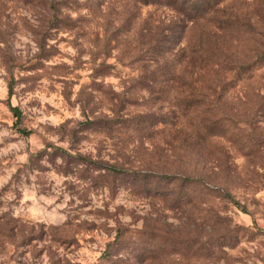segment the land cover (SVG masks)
Masks as SVG:
<instances>
[{"label":"rangeland","instance_id":"rangeland-1","mask_svg":"<svg viewBox=\"0 0 264 264\" xmlns=\"http://www.w3.org/2000/svg\"><path fill=\"white\" fill-rule=\"evenodd\" d=\"M162 2L0 0V264H264V0Z\"/></svg>","mask_w":264,"mask_h":264},{"label":"trees","instance_id":"trees-1","mask_svg":"<svg viewBox=\"0 0 264 264\" xmlns=\"http://www.w3.org/2000/svg\"><path fill=\"white\" fill-rule=\"evenodd\" d=\"M137 2H141L143 4H155L159 3L162 0H135ZM226 0H163V4H166L168 6H171L173 9H175L182 17L183 22L188 21H197V20H204L208 18V20L214 21V23H217V25L220 27L225 26L226 22L228 21V18L221 19V15L224 14V17L226 16L227 9L226 7H222L223 3ZM222 7V8H221ZM199 53V51H197ZM261 59V55L258 57L257 60ZM247 68V67H246ZM241 69H245L244 67ZM12 95V88L9 85L8 87V96L10 97ZM11 112L13 117L15 118V126L20 124L21 121V112L16 107H11ZM19 132L28 135V132L25 130L19 129ZM109 171H112L114 173H121L122 170L117 169L115 167H109L107 168ZM233 205H238L237 202L232 201Z\"/></svg>","mask_w":264,"mask_h":264}]
</instances>
